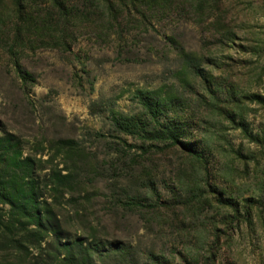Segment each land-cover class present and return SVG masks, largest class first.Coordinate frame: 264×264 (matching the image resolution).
<instances>
[{
	"label": "rangeland",
	"instance_id": "374dc122",
	"mask_svg": "<svg viewBox=\"0 0 264 264\" xmlns=\"http://www.w3.org/2000/svg\"><path fill=\"white\" fill-rule=\"evenodd\" d=\"M109 2L0 0V137L43 219L0 199V264H264V0ZM155 89L200 156L120 129Z\"/></svg>",
	"mask_w": 264,
	"mask_h": 264
},
{
	"label": "trees",
	"instance_id": "16d2710c",
	"mask_svg": "<svg viewBox=\"0 0 264 264\" xmlns=\"http://www.w3.org/2000/svg\"><path fill=\"white\" fill-rule=\"evenodd\" d=\"M52 1L56 2L58 0ZM101 1L111 8L109 0ZM55 6V10L57 9L58 11V17H60V22L56 20L57 26L59 27L57 32H59L61 36H64L66 33L65 27L69 22L61 13L64 14V9L67 10V7L63 2H61V4L57 3ZM19 7L21 11H23V9H25L24 3H21ZM98 7L99 6H96V9ZM125 8L126 6L124 5V9ZM52 13L50 14V18ZM136 95L143 111L133 116L120 118L118 121L121 130L143 138L150 135L153 139H157L158 142H174L172 143L173 145L182 147L185 151L200 156L195 149L187 147L188 144L186 140L191 137H189V131H187L186 126H179L173 119L170 120L169 112H171V108L179 103L176 97L171 100V97L164 93L162 89L138 90ZM162 118L166 120L164 124L160 121ZM20 148L16 137H0V199L3 200V203L11 206L14 214L17 212L21 216L31 219L34 224L41 226L43 219L41 214L42 207L37 193L38 182L35 180L34 175L30 173L32 172L33 159L30 157L23 158ZM65 148H72V145L67 143ZM196 156L193 158L199 160L200 158ZM24 174H28V181L26 184L29 185V189H24L25 184L21 182ZM72 175V171H68L65 175L57 173V182L68 181L72 178ZM7 196H9L10 199H7ZM46 208L47 211L50 210V205H47ZM17 221L19 224H22L19 219H17ZM1 227L3 228L4 226L1 225Z\"/></svg>",
	"mask_w": 264,
	"mask_h": 264
}]
</instances>
